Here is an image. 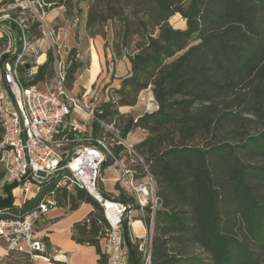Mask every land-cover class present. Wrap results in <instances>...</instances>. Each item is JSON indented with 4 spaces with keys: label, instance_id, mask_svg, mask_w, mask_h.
Returning <instances> with one entry per match:
<instances>
[{
    "label": "trees",
    "instance_id": "1",
    "mask_svg": "<svg viewBox=\"0 0 264 264\" xmlns=\"http://www.w3.org/2000/svg\"><path fill=\"white\" fill-rule=\"evenodd\" d=\"M42 1L45 11L62 8L67 20L83 19L89 38H102L114 59L130 65L96 116L115 122L123 136L144 135L135 151L143 158V164L137 162L140 177L146 168L156 183V207L142 209L141 219L150 235L152 264H264V0ZM11 3L3 0L0 6ZM175 15L186 20L185 30L170 24ZM25 22L28 39L39 41V21ZM6 45L1 38L0 48ZM46 55L33 76L26 65L18 66L22 85L56 81L59 61L65 86L73 90L83 67L77 51L64 61L55 49ZM148 90L158 109L137 119L121 111L135 107ZM92 125L97 136L105 133L97 120ZM3 137L0 123V145ZM4 177L0 162V180ZM60 178L45 181L21 206L13 203L17 184L5 185L0 217L24 215L52 192L54 208L65 214L89 204L88 215L72 225V240L94 248L96 264H108L102 242L110 226L103 208L75 185L57 187ZM104 192L107 198L132 200L122 191ZM124 227L129 262L141 264L142 239L132 236L128 219Z\"/></svg>",
    "mask_w": 264,
    "mask_h": 264
},
{
    "label": "built area",
    "instance_id": "2",
    "mask_svg": "<svg viewBox=\"0 0 264 264\" xmlns=\"http://www.w3.org/2000/svg\"><path fill=\"white\" fill-rule=\"evenodd\" d=\"M8 6L18 8L20 14L30 12L39 21L44 34L51 35L44 21L46 12L42 0H13ZM1 17L7 26L0 22V39H6L7 45L0 55V123L4 128L0 148L5 149L0 159L5 168V177L0 180V194L5 185L16 183L15 189L21 192L22 201L14 204L21 206L37 196L45 181L61 174L57 187L75 185L103 208L110 226L102 242L108 264H130L124 221L135 211V206L142 210L152 205L155 209L157 203L153 175L145 168V175L140 177L141 171L137 168V162L143 164V158L137 155L135 145L142 139L133 141L135 134L123 136L115 122L98 120L97 108L89 104L87 93L76 94L65 86L64 67L59 61L56 62L58 90L24 87L18 66L29 65V76L37 73L38 66L43 63L38 59L29 63L25 57L31 50L34 52L31 48L38 41L28 39L29 24L18 15L2 14ZM3 55L7 56L4 63ZM148 91L149 100L154 105L148 112H152L158 109V105L152 92ZM84 116L93 122L97 120L105 133L97 136L93 125L83 121ZM115 149H119V155ZM105 167L114 173L110 180L114 184V193L119 195L122 191L131 201L125 203L104 195L101 185L106 182L102 176ZM53 195V192L45 195L24 215L1 213L0 241L7 243L9 251L51 264L70 262V254L52 250L38 230L42 218L54 209ZM139 248L141 264H152L150 248L144 245Z\"/></svg>",
    "mask_w": 264,
    "mask_h": 264
},
{
    "label": "rangeland",
    "instance_id": "3",
    "mask_svg": "<svg viewBox=\"0 0 264 264\" xmlns=\"http://www.w3.org/2000/svg\"><path fill=\"white\" fill-rule=\"evenodd\" d=\"M1 3V0H0ZM18 8L13 6H0V22L7 26V22L1 17L2 14H9L11 16L18 15L24 21H33L34 18L30 12L20 14ZM46 15L44 21L48 26L51 35L46 36L42 31V38L33 44L31 49L34 52H29L25 60L29 63L45 59V55L50 49H55L56 53L60 55L64 61L69 56V53L76 50L78 58L83 62V67L79 70L77 81L74 85V92L76 94L87 93L86 99L92 103L96 108L102 104L108 103L115 95V91L120 88L121 79L127 75L130 70V65L127 60H116L112 56L111 50L105 45V41L98 37L91 39L88 37L83 19L67 20L63 14L62 8H57L52 11H45ZM43 13L40 10V15ZM36 19V18H35ZM170 24L175 29H186V20L181 15H175L170 19ZM6 47L0 48V55L5 51ZM45 54V55H44ZM47 57V55H46ZM43 91H56L57 83L52 81L48 85H40L38 87ZM154 105L149 100V91H145L140 95L138 104L135 107L122 108L123 113L130 116L138 117L145 112L153 110ZM83 121L89 125L93 124V120L84 116ZM142 134L135 133L133 138H140ZM144 138V135L142 136ZM133 140V139H132ZM134 141V140H133ZM0 153L2 154L1 148ZM110 170L106 167L102 171L103 178H109ZM105 187L108 191L114 190L112 181L105 182ZM4 193V192H3ZM0 194L1 195H3ZM21 196V192H16ZM14 200V198H13ZM136 211V210H135ZM146 217V213L142 210L133 212L128 215V220L131 227V233L134 238L142 237L140 245L148 246L150 235L147 232L141 219ZM44 222H39L38 227L41 228ZM137 235V236H136ZM41 261L40 264H49L46 261Z\"/></svg>",
    "mask_w": 264,
    "mask_h": 264
},
{
    "label": "crops",
    "instance_id": "4",
    "mask_svg": "<svg viewBox=\"0 0 264 264\" xmlns=\"http://www.w3.org/2000/svg\"><path fill=\"white\" fill-rule=\"evenodd\" d=\"M45 61L46 55L42 63H44ZM142 136L140 138L132 137V139L134 141H136L137 139H143ZM109 173V178H104L106 182L110 181L114 176V173L112 171H110ZM102 186L104 187V191L114 192V190L108 191L105 187V183ZM17 191L18 190L16 189L13 190V203L19 204L22 200L21 196L17 195ZM91 209L92 207L89 204H83L77 211L65 214V211L62 208H54L40 221L44 222V225L41 228L38 227L40 235L46 236L48 238V243L52 250L67 252L70 254L71 258L68 264H96L98 257L96 255L95 249L92 247H86L76 244L72 240L71 232L72 225L77 221L83 220L91 211ZM54 219L59 220L55 223H51L50 221ZM138 238L142 237L138 236ZM0 262L4 264L41 263V261L39 260H32L29 255L18 254L9 251L8 245L5 241H0Z\"/></svg>",
    "mask_w": 264,
    "mask_h": 264
},
{
    "label": "water",
    "instance_id": "5",
    "mask_svg": "<svg viewBox=\"0 0 264 264\" xmlns=\"http://www.w3.org/2000/svg\"><path fill=\"white\" fill-rule=\"evenodd\" d=\"M27 68H29V65H27Z\"/></svg>",
    "mask_w": 264,
    "mask_h": 264
}]
</instances>
